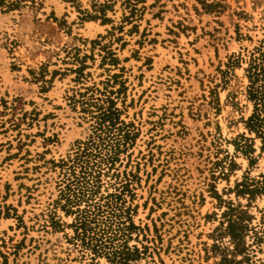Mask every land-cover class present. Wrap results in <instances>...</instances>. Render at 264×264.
<instances>
[{
    "label": "rangeland",
    "instance_id": "374dc122",
    "mask_svg": "<svg viewBox=\"0 0 264 264\" xmlns=\"http://www.w3.org/2000/svg\"><path fill=\"white\" fill-rule=\"evenodd\" d=\"M33 1L0 4V264H264V0Z\"/></svg>",
    "mask_w": 264,
    "mask_h": 264
},
{
    "label": "trees",
    "instance_id": "16d2710c",
    "mask_svg": "<svg viewBox=\"0 0 264 264\" xmlns=\"http://www.w3.org/2000/svg\"><path fill=\"white\" fill-rule=\"evenodd\" d=\"M22 0H14V2L6 5L7 10L16 9L20 7ZM25 1V0H23ZM31 3V7L34 8L33 0H26ZM114 0H105L104 4H96L95 10L97 13H101L104 17V11L110 8V3ZM136 0H125L124 5L130 8V14L137 13L136 4H132ZM0 4L4 5V0H0ZM87 18L96 19V16H87ZM102 22H108L107 19H103ZM247 75L249 79V86L247 90L248 99L253 103V113L246 120V128L254 133L262 142V148H264V48L258 49L256 56H251L249 61V67L247 69Z\"/></svg>",
    "mask_w": 264,
    "mask_h": 264
}]
</instances>
